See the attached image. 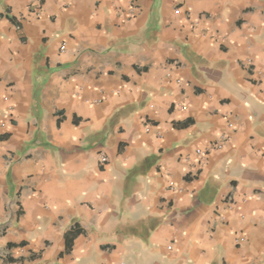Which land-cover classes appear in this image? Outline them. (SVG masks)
Listing matches in <instances>:
<instances>
[{
  "label": "crops",
  "instance_id": "0c3cea01",
  "mask_svg": "<svg viewBox=\"0 0 264 264\" xmlns=\"http://www.w3.org/2000/svg\"><path fill=\"white\" fill-rule=\"evenodd\" d=\"M0 264H264V0H0Z\"/></svg>",
  "mask_w": 264,
  "mask_h": 264
},
{
  "label": "built area",
  "instance_id": "2783aa9c",
  "mask_svg": "<svg viewBox=\"0 0 264 264\" xmlns=\"http://www.w3.org/2000/svg\"><path fill=\"white\" fill-rule=\"evenodd\" d=\"M63 49H65V45L62 46V50H63ZM1 126L4 127L5 124L2 123ZM150 126H151V125H147V128L149 129ZM214 146H215L216 148H219V147L221 146V144H220V143H217V144H215ZM198 152H201V150H198ZM101 162H102L103 164H105V163L107 162V157L102 156V157H101Z\"/></svg>",
  "mask_w": 264,
  "mask_h": 264
},
{
  "label": "trees",
  "instance_id": "16d2710c",
  "mask_svg": "<svg viewBox=\"0 0 264 264\" xmlns=\"http://www.w3.org/2000/svg\"><path fill=\"white\" fill-rule=\"evenodd\" d=\"M71 241V239L68 237V246L71 245V243H69Z\"/></svg>",
  "mask_w": 264,
  "mask_h": 264
}]
</instances>
